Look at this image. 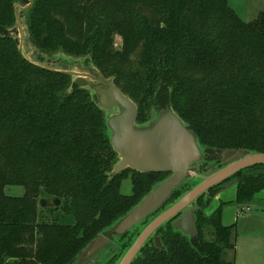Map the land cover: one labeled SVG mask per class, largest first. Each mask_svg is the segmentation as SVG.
<instances>
[{
  "label": "trees",
  "instance_id": "16d2710c",
  "mask_svg": "<svg viewBox=\"0 0 264 264\" xmlns=\"http://www.w3.org/2000/svg\"><path fill=\"white\" fill-rule=\"evenodd\" d=\"M21 5L29 7L37 49L86 58L137 104L140 122L145 109L171 108L203 148L200 173L221 168L217 155L226 150L264 154V12L246 23L230 0H0V264H73L170 175L112 174L118 154L94 95L20 52L10 30ZM129 174L132 194L124 195ZM232 180L235 202L244 208L264 191V165L199 198L195 237L168 222L157 231L164 248L150 239L133 264H233L227 254L236 248V225L223 224L228 203L207 213L212 198H206ZM9 187L24 195H8ZM193 188L185 182L175 189L118 239L106 264H115ZM53 197L74 225L38 222L40 200Z\"/></svg>",
  "mask_w": 264,
  "mask_h": 264
},
{
  "label": "water",
  "instance_id": "95a60500",
  "mask_svg": "<svg viewBox=\"0 0 264 264\" xmlns=\"http://www.w3.org/2000/svg\"><path fill=\"white\" fill-rule=\"evenodd\" d=\"M48 70L69 74L72 77L76 76L74 83L79 87L89 89L96 97L106 98V107H103L106 110L121 109L120 115L112 116L107 123L108 129L112 133L109 135L111 145L120 159L113 170V175L120 174L125 170L141 174H171L126 216L99 235L73 263L88 264L104 251H111L114 248L113 242L117 243L118 239L150 217L187 179H193V175L200 172L199 167L205 154L195 133L171 108L161 111L159 120L151 126L138 129V106L123 94L112 79L105 78L95 67L92 70L97 76L96 79L103 86H107L108 93L101 90L102 88L96 85L92 79L87 81L85 77L69 71L65 66L62 70ZM98 104L103 103L100 101ZM116 110L119 113V110ZM125 114L126 116H124ZM217 157L223 167L221 166L222 168L210 173L175 204L153 219L118 264H133L150 239H153L157 249H163L164 246L157 231L168 222L174 221L173 225L176 230L189 237H195L197 235L196 209L199 198L238 173L251 167L264 165V154H251L247 151L226 150L219 153ZM198 163L197 169L195 164ZM198 178L195 177L196 180ZM39 205L42 209L59 208L62 206V201L57 197L43 198Z\"/></svg>",
  "mask_w": 264,
  "mask_h": 264
},
{
  "label": "rangeland",
  "instance_id": "374dc122",
  "mask_svg": "<svg viewBox=\"0 0 264 264\" xmlns=\"http://www.w3.org/2000/svg\"><path fill=\"white\" fill-rule=\"evenodd\" d=\"M230 5L239 15V17L246 23L254 21L255 19L258 18L260 13L264 12V0H230ZM16 9L18 15L17 22L16 25L10 31L12 33V36L16 40H18L19 49L22 51L20 52L23 54V56L26 59L30 60L34 64L40 65L48 69L62 70V68L65 66L68 68L69 71L80 74L83 77H85V80L87 81H90L92 79L93 81L96 82L95 83L96 85L102 88L101 90H104V92L107 91L108 93L107 86H103L101 82L96 79L97 76L92 70L94 66L88 65V61L86 58H74L71 56H67L63 53H58L57 55H49L37 49L30 38L29 25H28V20H29L28 5L17 6ZM121 48H122V39L120 36H117L115 38V49L119 51ZM76 78H77L76 76H73L72 81L74 82ZM90 92L92 93V91ZM94 98L96 100L97 105L104 112L106 118V124L108 123V121L111 119L112 116L117 117L122 112L121 109L119 108H114L113 110H106L105 108H103L106 107L105 103H107L105 101L106 99L105 97L94 96ZM100 101L103 104L101 105L98 104V102L100 103ZM116 109L119 110V113L117 112ZM161 111H159L154 107L151 109H145L142 112V117H141L142 120L144 119L143 120L144 122H140L138 117L137 128L141 129L149 125L151 126L153 123L159 120L161 116L160 115ZM124 116H126V114ZM108 134L112 135L109 129H108ZM119 161L120 159L118 157L117 164L119 163ZM198 165L199 163L195 164V167H197V169H198ZM210 173H214L213 168H210L203 173L198 172L197 175H193L194 177L193 179H187L186 182L194 184L195 187L203 179L208 177ZM128 176L129 178L125 179L122 184L121 191L124 195L132 194V187H133L132 179L130 174ZM170 176L171 174L164 181H166ZM195 177H199V178L196 180ZM24 192L25 190L21 187L6 188V193L14 197H21L24 195ZM235 193H236V180H232L228 184L224 185V187L214 197L207 195L206 198H212V202L209 205L210 207L208 208L207 213H212L220 205L221 202L228 203L227 206H229V209H227V211L230 212V214H233V212L240 213L242 207L236 204ZM248 205H249V212H248L249 215L240 214L238 225H236L237 235L235 238L236 240L235 251L228 252L227 257L230 258V256L232 255V261L229 260V258L228 260L231 261L233 264H264V245H263L264 241L259 239H257L256 241L251 240L247 236V234H250V232L253 233L257 232L260 227L262 229L259 232L264 231L263 230L264 229L263 227L264 226V191L259 193L253 202L244 205L243 207L247 209ZM39 210H40L38 215L39 223L58 222L64 225H74L76 223L75 217L73 215H66L65 212L62 210V206L59 208H53V209L50 208L48 210L46 209L42 210V208L39 205ZM252 223H254V226L250 225ZM113 244L115 247L116 241L113 242ZM255 244H259V246L257 247L255 246ZM254 248L256 249L254 250ZM112 250L109 252L104 251L103 253L99 254V256H97L96 259H93L88 264H106L116 254V252ZM121 259L122 256L116 261L115 264H118Z\"/></svg>",
  "mask_w": 264,
  "mask_h": 264
},
{
  "label": "crops",
  "instance_id": "0c3cea01",
  "mask_svg": "<svg viewBox=\"0 0 264 264\" xmlns=\"http://www.w3.org/2000/svg\"><path fill=\"white\" fill-rule=\"evenodd\" d=\"M249 207V205H248ZM227 209H229V206H226L224 211H223V224L225 226H231V225H238V220L240 217V214H242L241 212H233V214H230V212L227 211ZM247 215H249V213H246ZM251 226H254V223L250 224ZM264 227V226H263ZM262 228L260 227L259 230L257 232H250V234H247L248 238L251 240H263L264 241V231L263 232H259ZM264 230V229H263ZM264 245V242H263ZM255 246H259V244H255ZM256 248H254L255 250ZM236 256V254H235ZM229 258V257H228ZM229 260L232 261V255L230 256Z\"/></svg>",
  "mask_w": 264,
  "mask_h": 264
},
{
  "label": "built area",
  "instance_id": "2783aa9c",
  "mask_svg": "<svg viewBox=\"0 0 264 264\" xmlns=\"http://www.w3.org/2000/svg\"><path fill=\"white\" fill-rule=\"evenodd\" d=\"M249 212V207L247 208V209H245V208H242L241 209V213L242 214H246V213H248Z\"/></svg>",
  "mask_w": 264,
  "mask_h": 264
}]
</instances>
